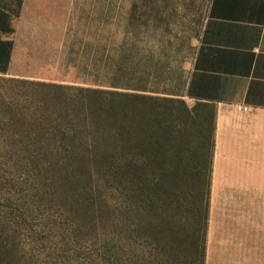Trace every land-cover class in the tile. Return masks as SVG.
<instances>
[{
  "label": "rangeland",
  "instance_id": "obj_1",
  "mask_svg": "<svg viewBox=\"0 0 264 264\" xmlns=\"http://www.w3.org/2000/svg\"><path fill=\"white\" fill-rule=\"evenodd\" d=\"M22 1L9 35L10 74H0V264H152L149 247L162 233L158 200L148 202L149 192L148 204L134 199L143 209L137 216L127 182L96 174L90 159L60 158L59 141L36 140L52 129L38 84L153 89L193 107L186 84L211 0ZM210 110L198 106L186 135L190 176L179 213L187 225L204 182L201 137H208ZM260 194L241 198L212 180L206 264H225L224 255L247 256L234 264H264Z\"/></svg>",
  "mask_w": 264,
  "mask_h": 264
},
{
  "label": "trees",
  "instance_id": "obj_2",
  "mask_svg": "<svg viewBox=\"0 0 264 264\" xmlns=\"http://www.w3.org/2000/svg\"><path fill=\"white\" fill-rule=\"evenodd\" d=\"M22 6V0H0L1 33L15 32L13 21L20 17ZM13 49V40L0 39V74L7 72ZM38 86L52 129L39 132L36 140L59 141L63 152L60 158L90 159L95 162L96 174L127 182L131 207L137 216L143 209L133 203L136 199L148 204L145 197L149 202L153 195L152 200H158L154 207L162 233L157 243L149 247L152 264H206L215 107L203 104L211 109L213 119L208 137L205 133L201 137L208 145L201 152L207 157L206 163L199 166L204 182L198 192L193 223L187 225L190 221L179 213L183 207L179 196L185 193L190 176L184 145L191 125L199 119L197 109L202 103L189 107L177 94L97 83L95 88L47 83ZM155 181L156 186L151 189ZM118 249L116 256L120 259V243Z\"/></svg>",
  "mask_w": 264,
  "mask_h": 264
},
{
  "label": "crops",
  "instance_id": "obj_3",
  "mask_svg": "<svg viewBox=\"0 0 264 264\" xmlns=\"http://www.w3.org/2000/svg\"><path fill=\"white\" fill-rule=\"evenodd\" d=\"M9 35L0 32V39L13 40ZM185 99L215 107L213 184L226 191L235 188L241 198H259L264 189V116L236 107L264 113V0L210 1ZM223 258L234 264L247 256Z\"/></svg>",
  "mask_w": 264,
  "mask_h": 264
},
{
  "label": "built area",
  "instance_id": "obj_4",
  "mask_svg": "<svg viewBox=\"0 0 264 264\" xmlns=\"http://www.w3.org/2000/svg\"><path fill=\"white\" fill-rule=\"evenodd\" d=\"M237 110L241 113H248L251 111V108L248 106H244V105H237Z\"/></svg>",
  "mask_w": 264,
  "mask_h": 264
}]
</instances>
